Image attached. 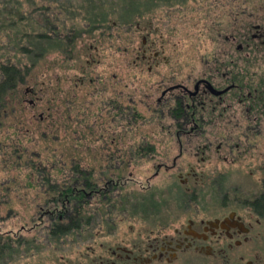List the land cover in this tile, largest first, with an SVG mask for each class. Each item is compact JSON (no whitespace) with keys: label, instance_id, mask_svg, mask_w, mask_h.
<instances>
[{"label":"rangeland","instance_id":"374dc122","mask_svg":"<svg viewBox=\"0 0 264 264\" xmlns=\"http://www.w3.org/2000/svg\"><path fill=\"white\" fill-rule=\"evenodd\" d=\"M34 1L42 5V0ZM47 1L63 10L67 28L76 30L66 48L52 45L42 59L23 64L29 70L25 72L26 81L9 102L10 112L0 119V232L11 231L28 241L0 264H122L114 255L111 259L106 244L119 243L123 232L136 231L132 216L137 213L134 199L141 196L140 184L154 179L158 183L151 184L152 189L160 192L179 169L183 175L192 168L213 174L209 167L215 164L219 167L215 173L231 175L222 183L223 190L250 188L251 194L260 186L264 144L253 142L231 156L227 148L222 149L220 157L227 158L225 164L216 159L215 147L202 155L182 142L177 170L166 173L162 168L159 176L152 178L159 163L170 166L173 158L180 156L173 139L161 134V130L167 131L169 122L157 115L160 112L153 106L157 95L153 93L157 77L199 78L209 61L238 59L239 68L247 71L248 51L243 40L254 32L253 25L264 24V0ZM231 37L244 43L241 52H234ZM257 46L260 49V44ZM256 53L263 57L261 49ZM242 74L249 78L247 73ZM27 88H33L34 94L25 96ZM112 91L126 93L131 102L129 119L108 101L114 96ZM17 98H23L20 105ZM30 100L35 102L34 109L28 106ZM116 102L128 104L127 100ZM145 106H151V110ZM93 126L96 136L85 130L89 127L94 133ZM144 137H149L146 144L152 151L136 155ZM104 147V152L111 148V154L119 150L135 152V164L129 168L124 165L126 173L118 175L122 185L111 198L103 203L93 201L82 212L81 229L51 239L43 203L55 196L48 192L50 187H45V182L36 179V170L51 174L49 182L61 185L62 173L69 171L70 156L74 155L82 162L81 170L100 169L101 173L115 164L99 161L98 153L104 155ZM49 156L56 157L53 168L45 160ZM232 159L241 163L231 167ZM255 228L264 233L261 225ZM119 245L125 247L123 242Z\"/></svg>","mask_w":264,"mask_h":264},{"label":"flooded vegetation","instance_id":"af4514ba","mask_svg":"<svg viewBox=\"0 0 264 264\" xmlns=\"http://www.w3.org/2000/svg\"><path fill=\"white\" fill-rule=\"evenodd\" d=\"M253 31L243 40L248 51L245 60L247 71L239 68L238 59L227 62L214 60L204 65L199 78L189 75L186 80H177L173 75L166 79L156 78L159 80L153 96H160H156L153 106L159 110V118L169 122L167 131L161 130V134L173 139L180 156L174 157L170 166L159 163L156 166L159 170L152 178L158 177L162 168L166 173L177 168L176 161L183 152L182 142L202 155L209 154L207 151L215 147L213 153L216 159H222L224 164L227 158L220 157L222 149L227 148V155L231 156L252 142L264 144V24L253 25ZM229 42L235 44V53L242 51V41L231 37ZM257 44H260L263 57L255 56L256 51H260ZM242 72L247 73L249 78ZM24 94L33 95L34 89L27 88ZM112 94V100L108 101L129 119L131 102L126 99V93L112 91ZM22 99L17 98L18 101ZM118 100H127L128 104L123 106V102L120 105L116 102ZM28 106L34 109L35 102L30 100ZM145 107L151 110V106ZM38 117L40 121L43 119L41 115ZM163 127L160 125L161 129ZM89 129L85 130L96 136L94 126V133ZM147 138H142L143 147L138 148L136 155L152 151V147L146 144ZM113 145L119 148L118 143ZM111 152L110 148L104 155L98 153L99 161L115 162L112 169L106 167V171L102 170L101 173L98 168V171L81 170L79 157L71 155L70 169L62 173L64 178L61 179V185L55 181L56 185L49 182L51 174L36 175V179L45 182L47 188L52 186L60 190L65 187L66 192L69 190L68 198H65L66 205L50 206L54 198L46 199L43 214L49 217L53 212L65 211L66 215L72 216L74 210L83 212L93 201L102 202L111 198V193H115L122 185L118 175L124 171V165L127 164L129 168L135 164V152ZM259 155L258 159L262 160ZM55 158L46 157L47 165L53 168ZM237 160H231V167L241 163ZM218 168L215 164L209 167L213 174H208L205 169L195 171L192 168L184 175L179 169L175 171V177L170 175V183L164 184L165 189L160 192L152 189L151 184L158 183L154 179L140 184L141 196L134 199L137 200V213L132 216L137 229L131 230V233L123 232L124 237L119 239V243L111 241L106 244L110 256L114 255L122 264H264V233H258L255 228L260 225L264 228V176L260 179V186L254 187L251 194L250 188L248 191L223 190L222 183L229 180L231 175L228 172L215 173ZM111 170L117 173L109 174L107 171ZM128 179L131 180L130 176ZM214 181L219 183L214 186L211 184ZM73 217L77 218V215ZM59 218L61 221L63 216ZM122 242L123 248L119 245ZM119 251L123 255H119Z\"/></svg>","mask_w":264,"mask_h":264},{"label":"trees","instance_id":"16d2710c","mask_svg":"<svg viewBox=\"0 0 264 264\" xmlns=\"http://www.w3.org/2000/svg\"><path fill=\"white\" fill-rule=\"evenodd\" d=\"M49 3L42 0L39 6L34 0H0V119L10 112L9 102L26 81L25 72L29 70L23 64H33L42 59L52 45L66 48L72 41L70 36L76 28L68 29L66 17L61 16L63 10ZM6 50L11 53H4ZM64 188L50 187L48 192L55 195L50 206L66 205L69 190L66 192ZM71 214L66 215L65 211L52 213L48 217L51 227L47 236L51 239L61 238L81 229L79 221L83 217L82 211L74 210ZM74 214L77 218L73 217ZM60 216H63L61 221ZM13 233L0 232V261L28 244L26 239Z\"/></svg>","mask_w":264,"mask_h":264}]
</instances>
